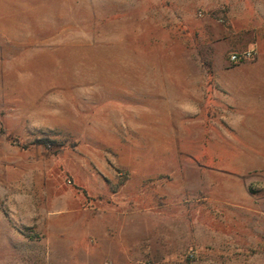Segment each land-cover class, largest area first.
Wrapping results in <instances>:
<instances>
[{"label":"rangeland","instance_id":"rangeland-1","mask_svg":"<svg viewBox=\"0 0 264 264\" xmlns=\"http://www.w3.org/2000/svg\"><path fill=\"white\" fill-rule=\"evenodd\" d=\"M0 264H264L244 0H0Z\"/></svg>","mask_w":264,"mask_h":264},{"label":"crops","instance_id":"crops-1","mask_svg":"<svg viewBox=\"0 0 264 264\" xmlns=\"http://www.w3.org/2000/svg\"><path fill=\"white\" fill-rule=\"evenodd\" d=\"M245 13L249 14V19L259 20L261 26L264 24V0H244Z\"/></svg>","mask_w":264,"mask_h":264},{"label":"built area","instance_id":"built-area-1","mask_svg":"<svg viewBox=\"0 0 264 264\" xmlns=\"http://www.w3.org/2000/svg\"><path fill=\"white\" fill-rule=\"evenodd\" d=\"M255 53L253 50H245L242 52H238V53H233L230 56V60L232 62H239L241 60H248V59H252L254 57Z\"/></svg>","mask_w":264,"mask_h":264},{"label":"trees","instance_id":"trees-1","mask_svg":"<svg viewBox=\"0 0 264 264\" xmlns=\"http://www.w3.org/2000/svg\"><path fill=\"white\" fill-rule=\"evenodd\" d=\"M37 143L45 145L47 141L43 139V140H39Z\"/></svg>","mask_w":264,"mask_h":264}]
</instances>
